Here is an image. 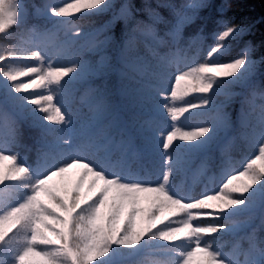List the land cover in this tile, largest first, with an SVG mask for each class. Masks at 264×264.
<instances>
[{"label": "snow or ice", "instance_id": "6c2138e0", "mask_svg": "<svg viewBox=\"0 0 264 264\" xmlns=\"http://www.w3.org/2000/svg\"><path fill=\"white\" fill-rule=\"evenodd\" d=\"M209 7L67 0L37 9L46 23L31 30L45 41L63 29L57 47L67 63L38 46L0 48V193L21 196L0 200V264H143L120 258L144 255L153 240L162 242L163 264H264V236L232 222L258 209L264 231V104L250 98L258 63L251 44L231 55L247 30L226 18L229 0L215 8L218 30L204 62L178 64L186 27ZM106 13L93 31L76 26V17ZM25 23L22 0H0V40ZM21 60L35 63L15 66ZM81 88L87 114L78 122L65 97ZM193 93L199 100L185 102ZM198 117L206 119L184 126ZM25 136L35 166L9 149ZM240 139L257 151L235 171L230 153ZM189 171L193 186L207 176L219 187L184 191ZM225 234L229 252L216 246Z\"/></svg>", "mask_w": 264, "mask_h": 264}, {"label": "trees", "instance_id": "16d2710c", "mask_svg": "<svg viewBox=\"0 0 264 264\" xmlns=\"http://www.w3.org/2000/svg\"><path fill=\"white\" fill-rule=\"evenodd\" d=\"M67 0H22V4L26 10V23L20 28H15L13 26L10 31L12 36L7 40H0V48L13 47L20 43H23L32 34V28L37 24L46 23L45 17L40 13L46 11V5H62L66 3ZM117 3L122 2V0H116ZM134 4H142L144 0H132ZM152 4H159L161 0H149ZM168 2L177 3L183 5L186 0H168ZM192 3H200L201 0H190ZM207 2L214 7L202 8L198 10V18L196 21L188 25L185 29L186 37L190 38L186 43V52L182 53L179 58L186 61H193L195 64L204 62L206 58V53L208 49L213 45L214 39L212 33L218 30V25L215 22V8L219 7L223 0H207ZM230 7L227 10L226 18L233 20L235 23L244 27L247 31L244 36L240 38L239 41L234 42L233 50L231 55L236 56L240 53V50L246 45L251 44L253 48L252 59L256 60L257 63V74L253 77L255 83L254 92L256 96L264 94V78L261 77L260 73H264V63H260L261 56H264V0H229ZM191 12V10H189ZM110 13H106L103 16H82L74 18L76 20V26L79 27L83 32L87 33L98 28L103 24ZM56 19V18H51ZM50 26V24L48 25ZM203 28V34L200 33V29ZM229 57H221V60L226 62ZM233 92L240 93H250L248 88L242 86H235L232 89ZM83 94V89L81 88L77 91L74 96L75 98H69L67 102L70 103L73 113L77 121L86 119L87 108H84L80 102L79 97ZM238 98V97H237ZM257 106L264 104L263 99L256 98ZM171 121L165 117L162 120V124L168 127ZM181 123L183 120L181 119ZM185 127L192 126L189 122L184 125ZM2 136V135H0ZM9 149L19 154L21 159L31 166H35L36 153L32 147V141L30 136H25L19 143L9 145ZM256 147L250 146L245 140H237L231 149V168L240 170L244 167L245 163L256 154ZM162 159L157 156L155 160V171L158 173L162 165ZM196 165H193V169ZM214 173H218V170L214 169ZM154 178V177H153ZM193 174L189 171L185 177L184 191L191 190L193 194H199L205 190V187L209 191L219 187L218 180H209L207 176L201 177L200 182L195 186L192 185ZM21 198L20 194L15 190H10L7 193H0V200L7 203H15ZM235 220L239 222H246L251 220L253 226L245 229L243 232H251L255 229L257 237L264 236V231L261 230V215L257 212L255 215H243L235 217ZM211 239V238H209ZM172 247V245H167ZM216 246H222L225 252L231 251V242L228 235L221 241L216 242ZM168 257L163 254L157 247L152 249L150 254L145 252L144 255L140 257L126 258L124 261H143V264H163ZM242 259V257H241Z\"/></svg>", "mask_w": 264, "mask_h": 264}, {"label": "rangeland", "instance_id": "374dc122", "mask_svg": "<svg viewBox=\"0 0 264 264\" xmlns=\"http://www.w3.org/2000/svg\"><path fill=\"white\" fill-rule=\"evenodd\" d=\"M49 27H51V25ZM64 39H65L64 30L61 29V30H59L56 33V36H55V38L53 40L39 41V40L36 39L35 36L30 35L25 41H23V43H20L18 45V47L34 48V47L38 46L42 50V52H44L46 55L54 58L56 60L57 64H65V63L68 62V60L65 58L66 57V53L57 47L59 42L64 40ZM30 63H35V61H32V60H21V61H17L15 66L22 67V66L30 64ZM178 64H179V67L181 68V70H183L186 67L193 66L195 63L192 60L191 61H186V60H184L182 58H178ZM170 71H172L174 73L175 68L171 69ZM169 87H170V85H169ZM257 97L263 99V101H264V94H262L260 96H256V93H255L254 95H252L250 97L255 105H258L257 102H256V98ZM57 98L59 99V96ZM69 98H73L74 99L75 96L74 95L72 97H67L66 96L65 97L66 102L68 101ZM198 100H199V94H195V93H193L190 96L185 97V102H188V101L197 102ZM165 117H166V114H165L164 118ZM181 119L183 120V118H181ZM202 119H206V118H199L198 117V118H195V119L189 121V123L193 126V125L199 123ZM162 127L166 128V126H164V124H162ZM0 135H3V129H0ZM232 170L239 171V170H236L234 168H232ZM257 212H259L258 209L252 215H255ZM234 218H233L232 222L237 224V225H239V226H241V231L242 232L245 229H248V228L253 226V222L251 220L246 221V222H239L238 220H235ZM160 243H162V242L153 240L151 242L149 250H147L146 253L150 254L152 252V249L154 247H156L157 245H159ZM121 251L122 252H126L128 250L127 249H122ZM126 258H133V257H121L120 259L124 260Z\"/></svg>", "mask_w": 264, "mask_h": 264}]
</instances>
